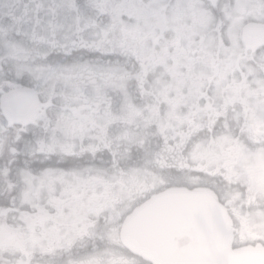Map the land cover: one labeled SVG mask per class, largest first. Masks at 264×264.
Masks as SVG:
<instances>
[{
    "label": "snow or ice",
    "instance_id": "1",
    "mask_svg": "<svg viewBox=\"0 0 264 264\" xmlns=\"http://www.w3.org/2000/svg\"><path fill=\"white\" fill-rule=\"evenodd\" d=\"M54 3L29 0L26 20L0 30V264H183L150 255L174 238L177 219L211 245L227 218L229 250L264 247V238L240 240L236 218L264 214V194L243 168L207 155L220 121L191 135L149 125L121 143L115 136L132 129L111 122L129 95L139 101L115 84L135 66L119 42L129 13L207 14L225 51L244 58L247 81L264 88V0H67L60 19ZM88 20L97 23L86 39ZM69 22L78 37L58 30ZM229 128L246 153L264 151L243 119ZM205 264L227 257L213 251Z\"/></svg>",
    "mask_w": 264,
    "mask_h": 264
},
{
    "label": "flooded vegetation",
    "instance_id": "2",
    "mask_svg": "<svg viewBox=\"0 0 264 264\" xmlns=\"http://www.w3.org/2000/svg\"><path fill=\"white\" fill-rule=\"evenodd\" d=\"M62 2L67 0H55L53 4L57 19L64 14ZM25 3L29 0L0 1V30L6 27L5 22L18 25L26 20ZM78 3L84 5L90 0H78ZM72 15H76L75 10ZM129 15L131 22L121 25L119 42L125 56L135 60V66L121 69L115 84L125 95L133 88L139 101L129 95L120 114L111 121L132 129L118 133L115 141H129L149 125H156L158 130L164 125L177 132L182 128L185 134L191 135L203 129L211 132L212 126L220 121V134L210 140L207 155L227 158L233 172L237 167L243 168L256 193L264 194V151L246 153L230 135L229 121L235 126L243 119L253 139L264 138V88L253 86L242 74L249 72L244 58L225 51L218 30L208 24L207 14L185 21L181 14L159 7L147 12L135 9ZM88 16L85 10L80 18L81 27ZM71 23L60 25L58 30L78 37L80 33L75 32L74 26L69 29ZM95 23L88 20L86 39L91 37ZM256 36V32L247 34L248 39ZM260 59L264 60V54ZM3 143L0 140V147ZM3 175L4 169L0 168V176ZM236 218L240 224V240L264 238V214L237 212ZM225 225L227 233L217 236L210 245L200 232L177 219L172 228L174 238L169 237L150 255L154 260L178 259L183 264H205L215 251L226 255L227 264H264L261 245L229 250L231 226L227 218Z\"/></svg>",
    "mask_w": 264,
    "mask_h": 264
},
{
    "label": "rangeland",
    "instance_id": "3",
    "mask_svg": "<svg viewBox=\"0 0 264 264\" xmlns=\"http://www.w3.org/2000/svg\"><path fill=\"white\" fill-rule=\"evenodd\" d=\"M1 1V0H0ZM0 21H1V16H0Z\"/></svg>",
    "mask_w": 264,
    "mask_h": 264
}]
</instances>
